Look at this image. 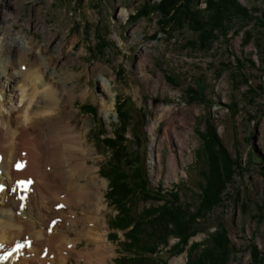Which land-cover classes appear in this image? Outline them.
Returning <instances> with one entry per match:
<instances>
[{
	"label": "rangeland",
	"instance_id": "374dc122",
	"mask_svg": "<svg viewBox=\"0 0 264 264\" xmlns=\"http://www.w3.org/2000/svg\"><path fill=\"white\" fill-rule=\"evenodd\" d=\"M234 1L246 15L202 34L191 30L198 23L184 9L200 12L206 28L213 0H169L171 15L149 17H140L141 10L146 14L164 0H16L14 8L0 10L1 84L4 73L29 69L20 63L25 50L12 47L14 34L33 43L34 54L40 43L53 56L65 47L52 69L53 82L74 99L65 111H74L73 123L84 129L88 164L103 187L101 207L88 211L83 228L92 230L91 237L71 245L68 264H190L197 245L200 264H208L204 251L215 249L217 237H225L231 251L224 264H264V0ZM8 13L18 20L8 23ZM168 25L176 29H164ZM197 80L205 83L203 96ZM0 90L2 104L5 89ZM122 110L130 112L125 123ZM60 124L61 118L54 119ZM211 155L217 156L214 169L223 171L220 160L228 163L230 179L222 178L218 202L203 208L207 178L216 177L208 171ZM125 162L120 171L144 173L146 190L119 209L106 175ZM199 205L200 218L190 221L164 212L175 206L196 214ZM97 216L105 218L99 223ZM176 223L184 226V236ZM76 224H70L71 240L78 238ZM162 230L166 241L158 237ZM146 239L153 246L136 249ZM104 241L99 255L96 248Z\"/></svg>",
	"mask_w": 264,
	"mask_h": 264
},
{
	"label": "bare ground",
	"instance_id": "6f19581e",
	"mask_svg": "<svg viewBox=\"0 0 264 264\" xmlns=\"http://www.w3.org/2000/svg\"><path fill=\"white\" fill-rule=\"evenodd\" d=\"M15 3L7 0L0 10L14 8ZM8 14V23L18 20ZM18 35L14 34L12 47L25 50V60L20 63L23 70L27 65L22 63H28L29 69L11 77L4 73L5 82L0 83L5 89L4 104L0 103V185L5 186L0 193V264H68L71 245L77 247L91 237L92 230L85 233L83 228L88 211L97 212L101 207L103 187L95 168L88 164L84 129L73 123L74 111H65L74 99L53 82L52 69L59 66L65 47L61 44L63 48L53 56L40 43L34 54L33 43ZM51 41L46 39L47 44ZM145 57L143 53L140 63ZM7 100L17 102L10 105ZM56 118H61L62 124L54 125ZM65 118L67 121L62 120ZM19 181H24L21 187ZM95 218L102 221L100 216ZM52 220H57L54 227H50ZM70 224H76L77 239H70ZM17 243H22L21 249L5 257ZM104 243L96 248L99 255ZM87 258L85 255L83 260Z\"/></svg>",
	"mask_w": 264,
	"mask_h": 264
},
{
	"label": "trees",
	"instance_id": "16d2710c",
	"mask_svg": "<svg viewBox=\"0 0 264 264\" xmlns=\"http://www.w3.org/2000/svg\"><path fill=\"white\" fill-rule=\"evenodd\" d=\"M213 1H214V6L215 7L213 6V4H211V9H212L213 13L210 14V16L208 18L209 19L208 22L206 21V23L208 24V27H206V28L204 27V22H203L204 19L201 22L198 20L199 19L198 17H200V15H199L200 12L199 13H192L190 11V9H189L190 6H187L184 9L186 14H189V15L194 14V19L198 23V26L193 25L191 27V30L194 33L202 34L203 32L207 31L206 30L207 28L209 29V31H213V30H216V29L219 30L221 28H224L223 27V23L228 22L227 20H232V18H234V17H239L238 15H240V14H243V15L245 14L246 15L245 11H241L240 6L236 5L234 0H213ZM167 2H169V0H164L163 5L161 7H157L156 9L153 8L152 10L147 12L146 14H144L145 13L144 10H141V12L139 14L140 17L141 16L149 17L151 14H156V13L158 14L159 12H162L161 14L166 15V16L171 15L172 14V10L169 11L167 6H165V4H167ZM209 3H211V2H209ZM173 8H175V7H173ZM173 10H175V9H173ZM167 23H169V22H167ZM164 25H165V23H164ZM164 27H165L164 29H167V30L176 29V28H174L173 26H170V25L164 26ZM124 107H126V110L128 109V105L127 104H124ZM122 112H123V110H122ZM129 113L130 112H128V114H126L125 111L123 113H121L122 121L124 123H125V120L129 119V117H130ZM117 158H118V155H117ZM210 158H211V166H212V168H211V166H209L210 169L208 171H209V173H211V169H213L214 173L216 174V177H213L212 174H211V176H208V178H207V180L209 179L208 182L209 181L210 182H209V188H207L208 190L204 191V195H203V200L204 201H202L204 203L203 208H204L205 205H208L210 203L218 202V200L216 199V196L221 193L222 189L225 188L224 185H222L223 184L222 178L230 179L229 178L230 174L227 173V172H224V168H226V166L228 167V163L226 161H221L220 160L222 163L219 161V164H222L221 168L223 169V171H219L217 169H214L217 166V162H215V160H217V156L215 155L214 157H212V155H211ZM118 160H119V162H122L120 158H118ZM125 163L126 164H122L121 166L118 164V166H117V168L119 167L118 169L116 168V163H115L114 169L111 168L109 170L110 171V175H106V177L110 176L109 179H111L110 180L111 192H112V195H113L112 199H115L116 202L120 203L119 206L120 205L121 206H120L119 209H122L124 207H126V208L129 207L132 204V202L136 201V198L138 197V194L140 193V190H144V191L146 190V186L144 184L145 174L144 173L138 174V172L130 173V172H126L125 170L123 172H121L120 168L124 167V169H125V167H128L127 166L128 163L127 162H125ZM127 174H129V175H127ZM122 187L124 189L119 190V188H122ZM210 195H211L212 198L210 197ZM209 198H211L210 202H209V200H210ZM114 204H116V203H114ZM130 212L131 211L129 209V214H128L129 216L131 215ZM164 212L165 213L167 212V214H169V216L173 215L175 217L176 216L177 217L180 216L181 218H183V217L189 218L188 219L189 221H190V219H192V220L195 219L196 216H197V219L200 218V216H201L200 215V212H201L200 205H199L198 210L196 211L197 212L196 214H194V212H193V213H190V214L187 215L185 213L184 209H182L180 207H175V206L172 207V210L171 209H167ZM127 216L125 217L126 219H127ZM143 221L146 222L147 220H143ZM176 224H177V232H178L177 234L180 235V236H184L185 233L182 234L180 232V229H181V231L185 230L184 226L178 227V223H176ZM185 228H186V226H185ZM164 229H166V227H164ZM158 237L161 240H165L166 239V237L164 236L163 230H162L161 234H158ZM150 238H152V237H150ZM146 240H145V242H142V243L140 242L138 244V246H136V249H139L142 252H147V250H149L153 246V241L154 240L151 239L152 243H150V241H149L150 239L149 240L146 239ZM132 242H133V240H132ZM159 242H161V241H159ZM215 244H216L215 249L210 248V249L213 250V252L214 251L215 252L212 253L210 251V253H207L210 249H206L204 252H206L207 254L205 253L203 255V257H205V259H207V260H210V262L208 261V264H224L223 259H224L225 256L227 257L229 255V251H230V248L228 246V240L225 237H221V238L217 237ZM179 245H181V243ZM157 246H158V244H157ZM178 246H175L173 248V250L171 251V253L172 252L174 253L175 248L178 247ZM199 248H200V246L197 245V246H194V248H193V250H196V251L191 250V252H190V261H191L190 264H200L202 253L198 252ZM155 249H153L151 252L154 253L156 251ZM257 253H258L257 250L254 249L253 253H252L253 261L258 259V254ZM157 261L160 262V258L157 259ZM211 262H213V263H211ZM257 262L261 263L260 260H258Z\"/></svg>",
	"mask_w": 264,
	"mask_h": 264
},
{
	"label": "water",
	"instance_id": "95a60500",
	"mask_svg": "<svg viewBox=\"0 0 264 264\" xmlns=\"http://www.w3.org/2000/svg\"><path fill=\"white\" fill-rule=\"evenodd\" d=\"M197 85L200 88V94L203 96L204 95V91L206 89L205 83L203 81L197 80ZM253 162L257 165L260 164L259 160H256L255 156L253 157Z\"/></svg>",
	"mask_w": 264,
	"mask_h": 264
}]
</instances>
